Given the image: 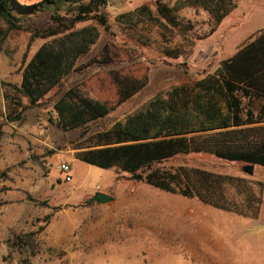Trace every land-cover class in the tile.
I'll use <instances>...</instances> for the list:
<instances>
[{"label":"rangeland","instance_id":"1","mask_svg":"<svg viewBox=\"0 0 264 264\" xmlns=\"http://www.w3.org/2000/svg\"><path fill=\"white\" fill-rule=\"evenodd\" d=\"M156 1L173 6L176 0H109L106 13L111 33L101 30L99 40L78 66L97 57L105 44L115 46L117 62L75 71L35 107L21 97L27 107L21 122L6 120L9 106L0 85V264H264L263 168L254 167L250 176L242 163L203 153L180 155L161 165L173 173L186 169L196 180L193 170L218 179L222 187H215L211 197L207 195L217 203L214 206L148 186L141 176L137 179L115 169L102 170L75 159L80 143L87 145L91 135L145 111L155 98L167 99L172 90L181 87L193 95L197 81L214 73L222 61L264 30V0H240L206 38L211 21L199 8L177 12L191 31L187 38L175 30L165 32L169 43L158 23L145 22L130 29L118 21L120 14L142 5L155 13ZM33 22L38 27L51 24L47 14L38 15ZM4 28L0 20V30ZM188 39L194 41L189 58H164L162 50L167 44L182 45ZM48 41L36 40L28 48V33L9 34L0 47V82L20 86L24 67ZM114 70L146 76L147 84L84 129L59 128L53 104L72 86L84 85L104 102L115 103L116 90L109 76ZM258 106L256 103L255 112ZM63 162L70 167V182L59 171ZM191 189L195 194L206 193L205 187ZM97 192L114 201L88 205ZM41 227L43 232L26 242L25 237Z\"/></svg>","mask_w":264,"mask_h":264},{"label":"trees","instance_id":"2","mask_svg":"<svg viewBox=\"0 0 264 264\" xmlns=\"http://www.w3.org/2000/svg\"><path fill=\"white\" fill-rule=\"evenodd\" d=\"M21 1L0 0V20L5 24L0 30V47L9 34L17 32L29 34L28 48L36 40L49 41L41 45L24 67L20 86L0 82L9 106L5 115L8 122L22 121L27 107L23 106L21 97L35 107L75 71L92 65L109 66L119 59L115 46L105 44L97 57L78 66L80 59L99 40L101 30L111 33L106 13L109 0H39L30 5ZM239 1L176 0L173 6L156 1L155 13L148 5H142L134 12L120 14L118 21L130 29L145 22L158 23L164 30L161 33L164 41L169 43L165 32L172 34L175 30L187 38L191 31L189 23L181 20L177 12L199 8L211 21L206 38ZM40 14L50 16L49 26L35 25L34 18ZM87 22H90L88 26L77 28ZM167 45L162 50L164 58L187 59L192 55L194 41L188 39L182 45ZM109 76L116 90L114 104L92 95L84 85L72 86L53 104L56 125L63 131L84 129L108 116L147 84L146 76L138 77L126 70L111 71ZM195 88L193 95L182 87L174 89L167 99L157 97L145 111L114 124L106 132L91 135L85 141L87 145L80 143L76 147L75 159L102 170L115 169L134 178L141 176L148 186L163 192L198 198L217 206L208 198L215 187H222L218 179L207 172L193 170L198 175L196 180L186 169L173 173L161 165L180 155L203 153L264 169V103L254 110L255 102L264 100V30L222 61L214 73L197 81ZM0 116H3L1 111ZM2 179L0 175V182ZM191 187H205L206 193L195 194ZM43 230L41 227L26 236V242L33 241Z\"/></svg>","mask_w":264,"mask_h":264},{"label":"water","instance_id":"3","mask_svg":"<svg viewBox=\"0 0 264 264\" xmlns=\"http://www.w3.org/2000/svg\"><path fill=\"white\" fill-rule=\"evenodd\" d=\"M243 171L247 174V175H252L253 171H254V166L253 165H246L243 167ZM135 178L140 179V176H136ZM114 201V198H112L111 196L101 193V192H97L89 201L88 204H92V203H96L98 205H104V204H108Z\"/></svg>","mask_w":264,"mask_h":264},{"label":"built area","instance_id":"4","mask_svg":"<svg viewBox=\"0 0 264 264\" xmlns=\"http://www.w3.org/2000/svg\"><path fill=\"white\" fill-rule=\"evenodd\" d=\"M59 171L60 173H62V175H64V180L66 182H70L71 181V178L68 176V173L70 172V167L67 163H61L59 165Z\"/></svg>","mask_w":264,"mask_h":264},{"label":"crops","instance_id":"5","mask_svg":"<svg viewBox=\"0 0 264 264\" xmlns=\"http://www.w3.org/2000/svg\"><path fill=\"white\" fill-rule=\"evenodd\" d=\"M256 103H258L259 104V106L261 105V104H263L264 103V100H260V101H257V102H255V105H256ZM254 105V106H255ZM259 106H258V109H259Z\"/></svg>","mask_w":264,"mask_h":264}]
</instances>
